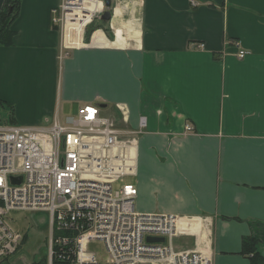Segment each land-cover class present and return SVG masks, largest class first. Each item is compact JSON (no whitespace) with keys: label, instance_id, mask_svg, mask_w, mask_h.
<instances>
[{"label":"crops","instance_id":"1","mask_svg":"<svg viewBox=\"0 0 264 264\" xmlns=\"http://www.w3.org/2000/svg\"><path fill=\"white\" fill-rule=\"evenodd\" d=\"M196 1L112 0L110 19L70 38L54 21L63 0H21L13 44L0 45V96L24 125L87 102L123 130L146 115L136 209L190 219L175 239L193 242L177 249L253 264L243 239L264 227V0Z\"/></svg>","mask_w":264,"mask_h":264},{"label":"built area","instance_id":"2","mask_svg":"<svg viewBox=\"0 0 264 264\" xmlns=\"http://www.w3.org/2000/svg\"><path fill=\"white\" fill-rule=\"evenodd\" d=\"M105 8V0H63L54 9V21L63 30L69 22L85 28ZM248 52L241 47L237 55ZM147 123L141 115L139 129H120L94 102L63 117L57 113L50 125L0 123V262L26 243L27 232L14 226L15 216L44 211L50 223L48 264L54 242L73 243L70 264H212L203 250L175 246V237L188 230L190 219L135 207L138 188L124 178L136 174L135 135ZM192 129L187 123L186 130ZM117 181L122 183L115 186ZM55 229L71 233L54 236ZM96 239L105 244V260L88 247Z\"/></svg>","mask_w":264,"mask_h":264},{"label":"rangeland","instance_id":"3","mask_svg":"<svg viewBox=\"0 0 264 264\" xmlns=\"http://www.w3.org/2000/svg\"><path fill=\"white\" fill-rule=\"evenodd\" d=\"M10 108L7 102L0 103V123H11L10 121H5L6 119L4 118ZM124 179L125 181H132L131 176H126ZM121 183L122 181H117L114 185L118 186ZM15 217L14 226L27 232L28 238L26 243L15 254H12L0 264H32L33 261L41 258H46L47 260L50 243V223L47 213L44 211H23ZM178 240L184 246H189L193 242V237L192 234H184V236L177 237L175 242L177 243ZM88 247L95 251L102 260H105L106 247L102 240H93Z\"/></svg>","mask_w":264,"mask_h":264},{"label":"trees","instance_id":"4","mask_svg":"<svg viewBox=\"0 0 264 264\" xmlns=\"http://www.w3.org/2000/svg\"><path fill=\"white\" fill-rule=\"evenodd\" d=\"M21 7V0H5L2 9L0 10V45H11L14 41V35L16 31L12 27V23L19 14ZM6 102L3 98L0 97V103L3 104ZM8 104V103H7ZM11 108L10 115L11 123H15L13 116V105L8 104ZM69 230H62L54 232V236L59 234H70ZM28 234H25V242L27 241ZM264 244V227H260L249 235H246L243 239V251L247 254H253V264H264V256L260 250V247ZM73 243L69 242L67 244H56L54 242V253L52 264H70L72 259L75 256L74 248L72 247ZM32 264H48V258H41L35 260Z\"/></svg>","mask_w":264,"mask_h":264},{"label":"water","instance_id":"5","mask_svg":"<svg viewBox=\"0 0 264 264\" xmlns=\"http://www.w3.org/2000/svg\"><path fill=\"white\" fill-rule=\"evenodd\" d=\"M4 1L5 0H0V10L2 9V7L4 5ZM111 2H112V0H105L106 9L104 10V12L101 15L102 19H104V20H108L112 16L110 9H108L111 5ZM19 180H21V176L18 178V181ZM148 239L151 241H159V240H164V237L148 236Z\"/></svg>","mask_w":264,"mask_h":264},{"label":"bare ground","instance_id":"6","mask_svg":"<svg viewBox=\"0 0 264 264\" xmlns=\"http://www.w3.org/2000/svg\"><path fill=\"white\" fill-rule=\"evenodd\" d=\"M93 6V3H89L87 7H92ZM80 23L79 22H69L68 23V35L70 38L72 37H78L79 35H74L72 32H71V29H75L76 25H79ZM81 32H82V29H81ZM74 35V36H73Z\"/></svg>","mask_w":264,"mask_h":264}]
</instances>
